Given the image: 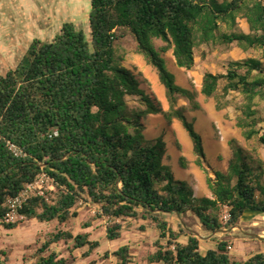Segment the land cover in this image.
Listing matches in <instances>:
<instances>
[{"label": "trees", "instance_id": "1", "mask_svg": "<svg viewBox=\"0 0 264 264\" xmlns=\"http://www.w3.org/2000/svg\"><path fill=\"white\" fill-rule=\"evenodd\" d=\"M243 1L90 0V41L68 22L62 24L55 40H33L18 65L0 74V228L11 230L30 219L63 225L78 216L77 204L83 200L98 205L100 214L110 221L104 227L109 241L120 238L128 220L148 222L156 229L155 249L146 257L147 264H264V252L237 258L229 253L224 239L202 252L200 237L189 231L188 222L193 220L211 234L239 224L248 213H264L262 169L252 168L236 146L228 173L215 172L214 180L206 178L212 198H196L189 184L176 180L162 163L166 154L163 137L147 141L142 122L150 114L162 115L168 125L178 119L192 142L196 164L206 170L201 137L184 112L201 108L198 94L214 98L215 108L221 110L218 96L224 99L230 92H239L246 103L236 125L245 139L259 135L258 142L264 146V129L261 133L255 129L259 120L251 108L256 96L264 99V67L259 60H231L225 73L205 72L197 91L176 83L151 43L152 38L162 40L164 49H171L176 66L184 70L195 66L196 46L217 39L264 50V5L260 1L247 7L246 12H256L253 19L246 18L249 33L218 32L221 23L235 26V12ZM121 27L133 35L137 53L156 70L165 89L167 110L140 87L132 70L114 63L115 31ZM254 71L257 74L250 78ZM127 96L137 97L141 107L131 108ZM180 97L188 103L177 106ZM5 139L26 156L15 157ZM176 146L180 148L179 143ZM179 164L188 165L183 156ZM40 173L53 180L56 191L30 197L18 209L25 219L5 222L7 199L17 196ZM223 206L230 214L226 223L220 221ZM167 214L182 220L177 228ZM140 228L144 230L143 225ZM181 236L186 240L180 241ZM70 241L73 249L87 247L85 255L98 246L87 232L74 234L58 228L37 247L32 264H68L50 247ZM112 255L115 264L134 262L127 244ZM0 256L5 258H0V264H5L6 251L0 249Z\"/></svg>", "mask_w": 264, "mask_h": 264}, {"label": "rangeland", "instance_id": "2", "mask_svg": "<svg viewBox=\"0 0 264 264\" xmlns=\"http://www.w3.org/2000/svg\"><path fill=\"white\" fill-rule=\"evenodd\" d=\"M256 1L259 0H244L235 12L238 17L235 26L230 28L228 25L221 23L218 32H238L240 30L250 32L246 18L253 19L256 12L247 11V13L246 10L248 5H256ZM260 1L264 3V0ZM89 11L90 0H0V74H5L18 65L33 40L43 43L55 40L60 35L61 26L65 22L71 23L76 29L83 31L86 39L90 41ZM245 13H247V17ZM151 43L163 58L167 69L175 76L176 83L185 85L188 89L195 88L197 91L200 90L201 79L205 72L225 73L228 61L254 58L259 60L264 67V50L261 47L245 48L235 42L225 44L217 39L214 42L196 46L194 48V68L192 70H181L174 62L171 49H164L165 43L162 40L152 38ZM113 51L114 63L132 70L140 81V87L155 98L162 105L163 110H167L169 104L165 100V95L163 96L165 93L164 87L158 80L156 70L146 63L141 54L137 53L133 35L126 28L121 27L115 31ZM160 51L164 52L161 54ZM256 74V71L252 72L250 78H253ZM223 84L224 81H221L219 90ZM196 99L198 102L202 101L204 103L211 101V99L215 102L214 98H206L202 94H198ZM218 99L223 104L221 112H225V119L231 122V127L234 129L238 118L243 117L242 111L246 103L244 96L239 92H230L224 99L221 96H218ZM126 101L131 108L141 107L137 97L127 96ZM187 103L185 98L180 97L177 100V106ZM251 108L255 111V117L259 120L255 125V129L261 133L264 129V99L256 96L252 101ZM206 109V111H209V106ZM206 114V116H209L208 112ZM189 121L192 122V118ZM142 122L146 126L144 128H147L144 135L147 141H151L158 136L164 138V132H166L167 141L169 142L167 148L169 158L166 164L173 175L180 180L184 176L181 173L183 168L174 153L175 146L172 133L168 130L165 118L160 114H150ZM177 122L180 127L175 128L174 126L177 139L186 146L184 138L189 143L191 141L180 121L177 120ZM206 126L204 119H198L194 123V128L201 136L205 154L212 167L216 165L213 156L216 150H212L210 147ZM240 130L242 135V129L240 128ZM221 136V130L215 124H212V138L220 140ZM236 146L241 147L243 155L248 158L247 161L252 168L259 167L262 169L261 181H264V146L258 142V135H254L248 141L246 139H239L238 141L236 137H233L226 148L230 153H233ZM210 177L214 179L213 176ZM49 184H51L50 181L45 183L44 187ZM44 191L45 196L47 193L53 195L56 191L55 184L54 189L47 187ZM76 209L78 216L71 218L63 225H59L56 221L38 222L35 219H30L23 220L21 224L11 230L0 228V249L7 253L5 264H32L35 260L34 252L37 247L47 235L58 228L70 229L74 234L87 232L91 240L98 242V246L89 251L87 255H85L87 247L73 249L72 241L53 244L50 250L66 258L68 264H115L112 251L126 244L130 246L134 255L133 264H147L145 259L154 251L153 243L158 237L157 230L150 227L148 222L128 220L124 224L120 238L109 241L105 237L104 227L110 221L100 214L98 205L81 200ZM223 210L224 206L220 210V216ZM165 217L170 221L173 228H177V223L181 219L179 220L175 214H167ZM86 222L89 226L85 228L84 223ZM188 222L191 225L189 231L198 234L200 237L202 252L208 248H215L217 242L222 239L227 241L229 253L237 258L245 259L256 252H264V213H248L237 224L239 229L233 227L228 232L220 231L216 234H208L193 220H188ZM142 225L144 230L140 228ZM255 235L259 236L260 239L256 238ZM185 240V236L180 237V241ZM0 258L5 259L3 256H0Z\"/></svg>", "mask_w": 264, "mask_h": 264}, {"label": "crops", "instance_id": "3", "mask_svg": "<svg viewBox=\"0 0 264 264\" xmlns=\"http://www.w3.org/2000/svg\"><path fill=\"white\" fill-rule=\"evenodd\" d=\"M218 1L220 2L222 0H218ZM262 4L264 5V3H262ZM237 18L238 17H236L235 22H236ZM238 32L249 33V31L245 32L244 30H240ZM160 52L162 54V52H164V51H160ZM171 53H172V51H171ZM182 69L183 68H181V70ZM175 81H176V78H175ZM201 81H202V79H201ZM179 86H181V87H183L185 89H188L187 86H185V85H179ZM164 91H165V89H164ZM164 95L166 97L165 93L163 94V96ZM165 100H166V102H168L167 98H165ZM199 103H200V106H201L200 109L195 110V111L184 112V115H185L187 120H190L192 118V122L194 121V123L198 119L199 120H201V119L203 120L204 119V121L206 122V124H207V126H206V128H207V139L209 140L208 142H209L210 147L212 148V150H216L215 154H213L214 160L216 162V165L211 167V165L209 164L210 161L207 158L206 154H205V158H204V161H203V166H204V168L206 170H203L199 165L196 164L197 156L195 155V153L193 151L192 142L189 143V141H187V139L184 138L185 144H186V146H184L180 142V140L177 139V134H176V131L174 129V126H175V128L176 127L180 128V127H179V123L177 122L178 119H173V122L170 125H167V126H168L169 132L172 133L173 143H174V146H175L174 153L177 155L178 162H179V157L183 156L187 160V164H188L185 168H183L180 165L183 168V172H181V173L184 175V176H182V178H180V180L177 179L174 175L173 176H174V178L176 180L184 181V182L188 183L189 186L191 187V189L192 190L194 189L193 190L194 197H196V198H200V197L212 198V192H211V190L209 189V187L207 185L206 178L210 177V176L214 177V173L215 172H220L222 174H227V172H228V163H229V160L232 158V153H230L228 148H226V147L229 144V142L232 141L233 137L234 138L236 137V139L238 141H239V139H241V140L244 139L245 140V138H244L243 134L241 135V130H240V128L237 125L234 126V129L231 127V122L226 120L225 117H224V113L225 112L222 113L221 112L222 109L221 110H217L215 108V102L212 99H211V101L210 100L207 101V103H204L202 101H200ZM205 106L206 107L209 106V111H206L207 109H206ZM161 108H162V105H161ZM207 112L209 113V116H206ZM194 123H193V126H194ZM212 124H215L221 130L222 136H221L220 140H215V139L212 138ZM144 127H146V126H144ZM146 130H147V128H144V130H143V134L144 135L146 133ZM223 133H225L224 136H223ZM163 139H164V141L166 143V154L164 156L166 158L162 159V163L167 165L166 163H168V158H169L168 155H167V148H168L169 142L167 141L166 132H164V138ZM177 143H179L180 148H178L176 146ZM203 149H204V147H203ZM187 151H188V154H187ZM191 151H192V153H191ZM204 153H205V151H204ZM215 167H218V168H215ZM206 171H208V172H206Z\"/></svg>", "mask_w": 264, "mask_h": 264}, {"label": "built area", "instance_id": "4", "mask_svg": "<svg viewBox=\"0 0 264 264\" xmlns=\"http://www.w3.org/2000/svg\"><path fill=\"white\" fill-rule=\"evenodd\" d=\"M56 134V131H54ZM6 148L11 151V153L15 157H25L26 153L18 147L15 143L11 142L10 140H4ZM51 182V184L47 185L48 188L54 189V182L53 180L46 174L40 173L36 176L35 180L31 183L26 184L20 193L12 198L7 199L6 206L8 211L5 215L4 221L14 223L18 220H23L25 217L18 213V209L21 207L22 203L25 202L32 196H45V188L44 184L47 182ZM230 214L228 211V207L224 206V210L220 216V221L222 223H226L229 220Z\"/></svg>", "mask_w": 264, "mask_h": 264}, {"label": "water", "instance_id": "5", "mask_svg": "<svg viewBox=\"0 0 264 264\" xmlns=\"http://www.w3.org/2000/svg\"><path fill=\"white\" fill-rule=\"evenodd\" d=\"M233 227L239 229V226H238V225H235V226H233ZM233 227H231V228H229V229H226V230H221V231H222V232H224V231H225V232H228V231H230ZM213 234H216V232H214ZM197 236H198V234H197ZM255 237L258 238V239H260V237L257 236V235H255Z\"/></svg>", "mask_w": 264, "mask_h": 264}]
</instances>
